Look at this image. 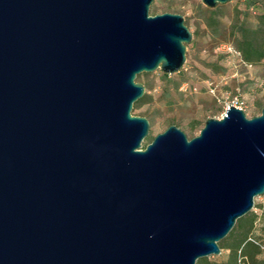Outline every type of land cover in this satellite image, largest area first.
<instances>
[{
  "label": "water",
  "instance_id": "1",
  "mask_svg": "<svg viewBox=\"0 0 264 264\" xmlns=\"http://www.w3.org/2000/svg\"><path fill=\"white\" fill-rule=\"evenodd\" d=\"M153 1L0 0V264H196L264 194V106L142 149L135 79L192 40Z\"/></svg>",
  "mask_w": 264,
  "mask_h": 264
},
{
  "label": "rangeland",
  "instance_id": "2",
  "mask_svg": "<svg viewBox=\"0 0 264 264\" xmlns=\"http://www.w3.org/2000/svg\"><path fill=\"white\" fill-rule=\"evenodd\" d=\"M244 1L231 0L223 6V22L229 27L236 17L249 14L250 21L258 13H264V0H254L253 7L246 10ZM170 9L164 7L165 0H154L149 14L151 16L172 13L179 14L191 33L197 29L199 5L201 0H169ZM205 7V6H203ZM201 26L198 45L187 48L184 64L185 84L179 87L174 96L173 106L165 105L160 97V70L142 73L135 79L153 95V102L141 109H132L131 115L146 118L149 133L142 142V149L153 138L163 133L170 125L181 130L188 140L199 135L205 119H221L228 106H232L235 97L241 103V110L247 118L258 116L264 106V62L257 65H245L230 44H220L210 49L206 32ZM193 39V37H192ZM192 41V40H191ZM175 79V78H174ZM150 113L151 118L144 113ZM153 117V118H152ZM199 122L196 127L192 126ZM249 213L257 216V231L264 229V194L254 198V206ZM248 213V214H249ZM224 255L221 252L220 255ZM219 255V256H220ZM219 256L210 258L218 259Z\"/></svg>",
  "mask_w": 264,
  "mask_h": 264
},
{
  "label": "trees",
  "instance_id": "3",
  "mask_svg": "<svg viewBox=\"0 0 264 264\" xmlns=\"http://www.w3.org/2000/svg\"><path fill=\"white\" fill-rule=\"evenodd\" d=\"M169 0H165L164 7L170 9ZM246 10L253 7L255 1H244ZM223 6L217 5L209 9L199 5L197 29L192 33V41L186 49L198 45V33L204 27L208 46L210 49L218 48L220 44H230L233 50L245 65H257L264 62V13H258L250 21L249 14L236 20L229 26L223 22ZM175 78V79H174ZM160 97L165 105L175 104L174 96L178 94L179 87L185 84L184 67L176 74L167 75L160 72ZM144 95L133 104V109H141L153 102V95L149 94L146 87ZM151 118L150 113H144ZM153 118V117H152ZM207 119H205L206 121ZM199 122H195L196 127ZM257 216L249 213L235 223L231 232L218 243L221 252L218 259L202 258L196 264H264V229L257 231Z\"/></svg>",
  "mask_w": 264,
  "mask_h": 264
},
{
  "label": "built area",
  "instance_id": "4",
  "mask_svg": "<svg viewBox=\"0 0 264 264\" xmlns=\"http://www.w3.org/2000/svg\"><path fill=\"white\" fill-rule=\"evenodd\" d=\"M230 106H228L226 109H228ZM232 107H235L237 109H240L241 110V103L238 101L237 97H235V101L232 105ZM223 117V115L221 116V118Z\"/></svg>",
  "mask_w": 264,
  "mask_h": 264
}]
</instances>
